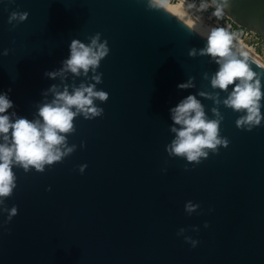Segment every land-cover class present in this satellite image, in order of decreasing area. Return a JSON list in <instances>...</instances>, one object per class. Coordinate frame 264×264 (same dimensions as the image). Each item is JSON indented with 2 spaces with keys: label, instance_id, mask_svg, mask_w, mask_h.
Returning <instances> with one entry per match:
<instances>
[{
  "label": "water",
  "instance_id": "1",
  "mask_svg": "<svg viewBox=\"0 0 264 264\" xmlns=\"http://www.w3.org/2000/svg\"><path fill=\"white\" fill-rule=\"evenodd\" d=\"M227 9L264 39V0H229ZM13 11L28 18L9 24ZM96 33L109 48L96 69V90L108 93L95 101L103 115L76 117L68 136L76 150L61 163L43 173L13 168L16 188L5 207L16 206L17 215L6 223L0 210V264H264V120L251 131L237 128L243 113L198 95L223 101L228 92L210 86L218 66L199 55L202 32L170 10L149 8L148 0H0V94L13 102L9 114L38 119L52 85L71 92L94 83L91 70L45 73L62 68L72 40L88 44ZM251 60L264 85V68ZM190 77L194 87L177 88ZM188 95L209 119L218 107L220 136L229 141L199 164L165 151L175 138L169 110ZM189 201L199 205L190 214Z\"/></svg>",
  "mask_w": 264,
  "mask_h": 264
},
{
  "label": "clouds",
  "instance_id": "2",
  "mask_svg": "<svg viewBox=\"0 0 264 264\" xmlns=\"http://www.w3.org/2000/svg\"><path fill=\"white\" fill-rule=\"evenodd\" d=\"M212 3L216 4V0H212ZM169 5L170 0H148L149 8L167 11ZM228 6L229 0H220L213 15L221 17ZM176 7L185 9V0H179ZM193 7L194 4H187L188 9ZM200 7L204 9L206 5L202 3ZM28 15V12L13 11L9 14L7 22L9 24L13 21L22 22ZM182 15H187V12ZM15 27L16 25H13V28ZM200 35L206 39V45L200 50L199 55L209 56L218 66L210 79V86L220 92H228V95L223 101L219 99L218 93L200 92L198 95L212 100L214 105L222 103L224 107L234 112L243 113L235 122L237 128L251 131L261 125V121L264 120L261 113V108L264 107L261 103L264 100L262 74L252 70L249 53L238 44L234 45L237 34L224 28H213L206 36L204 33ZM100 37V33L89 37L88 44L72 40L69 56L62 61V68L59 71L45 73L49 79H55L57 76H64L66 72L74 76L82 74L88 76L91 70L94 73L91 77L94 83L87 85L81 83L78 87H72L71 92L67 85L62 90L52 85L48 91L53 94V98L38 107L36 113L38 119L17 117L15 112L9 114L8 110L13 108V102L7 94H0V210L8 213L6 223L17 215L16 206L11 209L5 207V200L12 196L16 188V174L13 168H20L24 173L30 170L43 173L46 166L61 163L76 150L75 144L69 146L68 143V136L76 131L74 124L76 117L83 116L85 120H91L103 115V108L96 106L95 101L106 102L108 93L96 90V84L102 83V74L97 73L96 69L109 54V48L107 40L101 42ZM4 55H7V51ZM188 55L194 57L197 50L191 49ZM261 67L264 68V65ZM203 78L208 79L207 73ZM193 80L194 77H190L186 83L178 84L177 88L185 90L194 87ZM169 111L174 125L169 130L175 134V138L165 148L169 156L183 157L187 162L199 164L201 158L208 156L207 150L216 154L218 146H228L229 141L220 136L223 116L218 107L211 109L215 118L209 119L201 101L195 95H188ZM83 146L81 142V147ZM86 167L87 165H81L80 173H83ZM184 207L190 214L196 211L199 205L189 201ZM204 227H208L207 223ZM183 231L180 230L181 233ZM185 242H190L192 247L198 243L188 237L185 238Z\"/></svg>",
  "mask_w": 264,
  "mask_h": 264
},
{
  "label": "bare ground",
  "instance_id": "3",
  "mask_svg": "<svg viewBox=\"0 0 264 264\" xmlns=\"http://www.w3.org/2000/svg\"><path fill=\"white\" fill-rule=\"evenodd\" d=\"M207 6H213L210 0H203ZM179 3V0H170L169 10L174 13L176 16L184 20L189 24V21L191 22V26L194 25V28L198 31L204 33L205 35L213 28H224L228 29L231 24L229 21L227 22H221L220 19H217L216 21L213 20L212 16H205L203 13H201V8L198 5H195L192 0H185V9L184 8H178L176 5ZM187 4H194L195 7L188 9ZM215 8V7H214ZM187 12V15H182V13ZM228 9H224V17H228L233 23H235L238 26H241L234 22L228 15ZM251 33L257 34L255 30L249 29ZM238 44L244 51L248 52L250 57L260 63L261 65H264V61L257 58V56L254 54L251 47H249L243 39H241L237 35V39L234 40V45Z\"/></svg>",
  "mask_w": 264,
  "mask_h": 264
},
{
  "label": "rangeland",
  "instance_id": "4",
  "mask_svg": "<svg viewBox=\"0 0 264 264\" xmlns=\"http://www.w3.org/2000/svg\"><path fill=\"white\" fill-rule=\"evenodd\" d=\"M195 5H200L204 3L206 7L204 9H201V13H203L205 16H212L213 20L220 19L221 22H227L230 20L228 17H224L223 15L221 17H216L213 15V12L215 11V8L213 6H207V4L203 0H192ZM201 8V7H200ZM231 24V22H230ZM229 32L236 33L241 39L244 40V42L252 48L254 54L264 61V39H262L258 34H253L251 31L245 27H241L235 24H231V27L227 29ZM261 60V61H262Z\"/></svg>",
  "mask_w": 264,
  "mask_h": 264
},
{
  "label": "built area",
  "instance_id": "5",
  "mask_svg": "<svg viewBox=\"0 0 264 264\" xmlns=\"http://www.w3.org/2000/svg\"><path fill=\"white\" fill-rule=\"evenodd\" d=\"M229 19V18H228ZM230 20V19H229ZM230 22H231V24H235V23H233L231 20H230ZM236 25V24H235ZM231 27V26H230Z\"/></svg>",
  "mask_w": 264,
  "mask_h": 264
}]
</instances>
